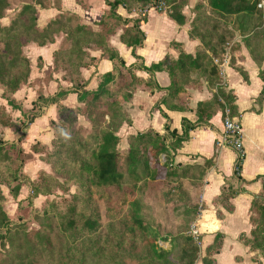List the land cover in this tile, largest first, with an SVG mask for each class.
<instances>
[{"label": "trees", "instance_id": "1", "mask_svg": "<svg viewBox=\"0 0 264 264\" xmlns=\"http://www.w3.org/2000/svg\"><path fill=\"white\" fill-rule=\"evenodd\" d=\"M43 1L24 2L18 15L12 19L9 25L0 24V82L9 84L11 89L15 90L27 79L29 59L21 54L20 45L18 54L16 52V42L22 36L37 46L51 44L55 37L61 36L63 44L61 49L53 52L52 63L55 60H60L63 64L68 65L69 76L65 75L68 79L71 76L80 77L78 80L82 79L74 83L72 91L76 93L79 103L77 107L69 108L60 104V99L66 92L59 91L49 97L50 101L59 107V112L65 116L64 123L60 122V128L54 131L56 146L51 154L53 170L56 173L62 172L67 177V181L77 183L80 188L79 195L73 196L74 201L65 211L67 216L60 218L61 236L68 234L75 243L81 240L84 235L93 232L100 217L97 205L91 207L90 200L96 203L98 199H103L108 204L105 210L107 221L114 222L122 219L123 222L129 223V227L135 228L141 240L146 244L149 251L147 258L135 255L141 262L140 264H152L153 262L164 264L168 259L169 249L159 245L158 241L169 242V239L153 229L152 224L145 216V210L149 207L148 202L153 196L175 191V186L170 181L176 173L177 165L174 167L173 164L181 163L175 161L176 155L182 142L187 140L189 130L193 129L196 123L208 125V119L215 111H220L223 118V108L225 107L230 111L228 117L239 123L235 118L233 95L229 92L231 95H228V99L225 95V100H221V103L218 100L219 95L213 93L209 100L198 102L196 105L197 120L191 123L182 119L181 133L170 129L166 123L164 134L148 130L129 135L125 153L121 154L116 147L120 140L118 134L120 128L129 122L122 105L129 94L123 90L122 80L111 86L115 82V74L120 66H124V62L118 56L117 51L108 45L106 35L113 33L117 26H122L120 40L127 47L132 48V54L135 56L134 48L140 46L144 40L140 23L146 19V10L149 7L158 10L165 9L178 25H183L187 22L183 8L188 5L189 0H104L108 10L102 14L98 23L100 25L98 31L81 24L76 14L54 5L48 6L56 11L54 17L50 18L45 25L39 26L36 6L43 9ZM75 1L84 2V0ZM257 3L258 0H199L193 4L191 8L193 17L187 23L189 24V36L200 42L196 52L194 54L180 52L176 59L165 57L162 61L150 66L140 64V68L147 72L158 70L167 72L170 83L167 87L161 88L166 92L160 100L162 104L172 109L181 108L179 105L170 103L184 90L185 85L194 81L193 72L203 71L208 78L207 85L212 81L214 84L217 83L220 80L219 68L213 62V58H220L226 52V44L235 34L241 36L251 58L259 66L258 77L262 81V86L254 101L257 103L258 98H264V67L261 68V63L264 61V25L263 22L257 25V20H259L257 14L260 15L261 12L264 14V7L258 8ZM7 7L8 1L0 0V19ZM119 7L124 8L127 12H136L137 17L123 18L117 12ZM221 27H225V31H222ZM229 30L232 31V34ZM257 43L261 44L262 54L256 52L257 50L254 48ZM12 46L14 47L13 52H11ZM92 48L100 50V57L106 56L109 60L116 62V66L114 65L112 72L99 76V81L94 89H88L86 85L89 78H83L80 71L81 68L94 65L96 59L90 56L87 51ZM20 64H25L26 68H24V73H20L21 77H18L13 75V72L17 71V66ZM19 78L22 79L19 81ZM69 80L72 85L76 81L74 78ZM217 87L220 88L218 91L222 94L221 87ZM162 114L166 118V115ZM77 116L83 117L89 125V132L86 136H83L76 126ZM0 122L7 124L5 113L1 109ZM11 147H14V143L8 145L5 141L0 140V165L7 162H18L14 171L8 169V172L13 174L12 180L16 181V170L21 169L22 162L18 153L12 155L9 152ZM241 161L242 158L237 157L234 166L235 175L239 173ZM210 163V160H205L203 165H179L181 167L179 175L190 173L189 177H185L186 186L191 187L189 196L181 193L178 197L180 200H184V212L188 215L194 216L200 211L199 194L206 168ZM194 172H197L196 176ZM42 178L58 183L53 175H42ZM17 181L9 188V192L13 196L18 195L20 183L19 180ZM28 182L30 185L29 198L33 199L37 195L47 193L41 186L33 185V181L29 180ZM129 182H131L133 190L131 192L120 191L117 198L110 201L108 190L119 191ZM92 187L96 188L94 193ZM165 201L168 206L167 213L173 216L176 205L170 197H166ZM3 202L4 195L0 189V230L3 229L5 234H9L16 225H13L7 217ZM253 205L254 214L251 217L253 227L249 238L244 240L250 248L260 250V254L264 255V199L260 201L258 198L254 199ZM123 234L126 233H122L120 236H124ZM1 236L0 234V238ZM221 239L222 234L215 233L213 242L206 247L205 252L207 254L216 252ZM186 240L192 241L190 236H185ZM14 243L16 251L19 252L24 248L30 254H35L37 258L47 259L48 264L51 262L53 264H75L72 252L67 250L61 239L55 240L51 233L37 234L33 241L26 245V248L22 247L21 243L16 241ZM191 246L193 245L191 244ZM90 252H92L91 245H82L79 252L82 257L81 261ZM102 253L103 248H100L97 250L96 256L100 257ZM189 253V249H184V254ZM145 261L148 263H144ZM202 263L211 264L212 258L210 256L207 259L203 258ZM11 264L41 263L32 259L18 258L14 259ZM78 264H85V262Z\"/></svg>", "mask_w": 264, "mask_h": 264}, {"label": "crops", "instance_id": "2", "mask_svg": "<svg viewBox=\"0 0 264 264\" xmlns=\"http://www.w3.org/2000/svg\"><path fill=\"white\" fill-rule=\"evenodd\" d=\"M61 8L76 14L81 24L94 31L100 30L98 23L102 14L108 10L104 0H84L81 3L64 0ZM117 12L123 18L137 17L136 12H127L122 7ZM145 13L146 19L140 23L144 40L134 48L135 56L132 48L120 40L122 26H117L113 33L106 35L108 45L117 51L124 62V66H120L115 74V82L111 86L122 80L123 90L129 94L122 103L129 122L120 128V139L121 134H124L125 139L129 135L148 130L164 134L166 123L170 129L181 133L182 119L194 123L197 120V103L209 100L215 92L214 88L207 86V80L200 77L198 81L185 85L184 90L170 103L181 108H168L160 102L166 94L161 88L170 83L167 72H147L140 68V64L150 66L165 57L176 59L180 52L194 54L200 42L189 36L187 22L178 25L165 9L149 7ZM55 14L56 11L51 16ZM241 39L240 35L235 34L228 43L226 52L220 58H213L222 74L224 87L233 95L235 118L240 124L242 161L239 173L234 174L237 152L222 137L223 121L220 111H215L208 119V125L199 122L189 130L188 138L182 142L175 158L176 162L183 165H203L205 160L211 162L206 168L199 194L200 211L196 225L204 253L205 248L213 242L215 233L222 234L220 246L212 253L211 264H264V255L250 248L244 240L249 238L253 227V200L264 199V104L258 106L254 101L262 86L258 77L259 66L251 58ZM47 46H36L35 49L43 54L48 51ZM87 51L96 60L94 65L81 68L80 75L85 79L89 78L86 88L94 89L99 76L112 72L116 62L106 56L100 57L98 49ZM49 64L51 63L44 60L40 73ZM263 66L264 61L261 68ZM67 86H72V83L64 73L53 72L52 78L43 84V90L50 92L54 88L55 93L66 92L61 97L60 104L74 108L79 105L76 93L72 92L74 87ZM39 119L36 118L28 126L26 141L33 138L40 140L41 131L35 125ZM200 264L203 263L200 261Z\"/></svg>", "mask_w": 264, "mask_h": 264}, {"label": "rangeland", "instance_id": "3", "mask_svg": "<svg viewBox=\"0 0 264 264\" xmlns=\"http://www.w3.org/2000/svg\"><path fill=\"white\" fill-rule=\"evenodd\" d=\"M7 1L8 7L4 10L3 16L0 19V24L4 26L9 25L12 19L18 15L24 2H31V0ZM63 1L64 0H44L43 9H39V7L36 6L38 25L43 26L50 18L54 17L51 15H53L55 10L52 9V7L48 8L49 5H54L62 9L61 6ZM196 1L199 0H189L188 5L183 8V12H185L187 17V22L193 17L191 8ZM259 10L262 11L263 9ZM257 17H259L257 25H260L262 22L264 25V14L261 12L260 15L257 14ZM220 29L225 31V27H221ZM233 30H235V28H233ZM229 32L232 34L231 30H229ZM61 39V36L55 37L53 43H48V51L41 54L35 49L37 46L35 43L28 41L24 36L20 39L18 38L16 42V52L18 54L20 45L21 54L25 55L30 62L27 79L15 90H12L9 84L0 82V109L5 113L7 121V124H2L0 122V140L5 141L8 145L14 143V147L9 148V152L12 155L18 153L19 159L22 162L21 169L19 168L16 170V181L12 180L13 174H10L8 169L14 171L18 162H7L0 165V189L4 195L3 208L11 223L16 225L9 234H5V230L3 229L0 230V234L2 235L0 238V264H11L14 259L18 258H27L33 261H40L41 264H48L47 259L37 258L35 254H30L24 248L19 252L14 248V241L21 243L22 247L24 246L26 248V245L31 243L37 234H43L44 232L51 233L55 240H62L67 250L72 252L75 264L80 262H85V264H140L141 262L138 261L135 255L147 258L149 251L146 248V244L141 240L135 228L131 229L129 227V223L123 222L122 219H118L114 222L107 221L105 210L108 204L103 199H98L96 203L90 200L91 207L97 205L98 216L100 217V221L97 223V227L93 232L84 235L81 240L75 243L68 234L61 236L59 229L60 218L62 216H67L65 211L69 204L74 201L73 196L79 195L80 193L78 184L67 181V177L62 172H54L51 164L53 161L51 154L56 146L54 131L60 128V122L64 123L65 116L59 112V107L49 99L51 95L55 94V92H53L54 88L50 92L49 90L44 91L43 84H46L52 78L53 72L64 73V75L69 76L68 65L63 64L60 60H55L54 63H52V59H54L52 57L53 52H56L62 47L63 39ZM232 39L233 37L230 41ZM228 45L229 44H226V47H228ZM12 48L13 50H11V52L14 51L13 46ZM254 48H256V52L261 53L262 47L260 43L255 44ZM92 50L96 49L92 48ZM43 59L51 64L46 65L47 69L45 68L44 71L40 73L43 67L41 65L44 61ZM24 68H26L25 64L18 65L17 71L15 73L13 72V75L21 77L20 73L25 72ZM192 75L194 81H198L200 77H204L206 80L208 79L203 71L200 70L193 72ZM218 76L220 80L217 83L214 84L212 81L209 82L208 85L210 88L215 89L214 94L216 93L219 95L218 100L221 102V100H225V95H227L228 99V95L230 96L231 94L222 83L223 78L220 71ZM73 78L76 79V81L73 82L72 86H67L68 88L73 87L75 82L82 80H78L80 77L75 76H71L69 79L72 80ZM21 79L22 78H19V81ZM217 86L221 87L222 94L219 93L218 90L220 88ZM263 99V97L258 98L257 103L264 104ZM223 113L224 117L222 121H224L225 117L230 116V111L226 107L223 108ZM38 117L40 119L37 120L38 122L36 121L35 125H37V128L41 131L40 140L38 138H33V140L30 139L26 141L27 128ZM76 126L83 136L88 134L89 125L83 117L77 116ZM123 136L124 134H121V139L116 147L117 151L121 154L125 153L128 140V137L124 139ZM180 164L182 165V163ZM180 164H173L174 167L177 165L175 169L176 173L170 180L175 186V191L173 190L169 193L151 197L148 202L149 207L145 210L144 214L152 224L153 229L161 236H166V238L169 239V242L158 241L159 245L165 249H169V256L164 264H200L203 258L207 259V257H211L212 253H204V248L201 247L202 243L198 232L196 235L192 234V228L197 229L198 214L192 216L184 212V200L178 198L181 193L189 196L191 189V187L185 184L187 182L185 177H189L190 173L179 175V171H181ZM42 175H53L58 183L47 178H42ZM194 175L196 176L197 172H194ZM17 180H19L20 183L19 191L17 196H13L9 192V188L15 185L18 182ZM29 180L33 181V185H39L44 188L47 193L37 195L33 197V199L29 198ZM132 190L133 186H131V182L122 186L119 191H116V189H109L110 201L116 199L120 191L131 192ZM95 191L96 188L92 187V192L94 193ZM166 197H170L176 205L174 217L167 213L168 206L165 201ZM197 207H199L198 204ZM255 223L257 224V220ZM122 233H126L122 236L123 240L120 236ZM185 236H190L192 241H185ZM27 240L28 242H26ZM191 244L193 246L195 245V250ZM82 245L92 246V252L86 254L83 261H81L82 257L79 255ZM100 248H103V253L98 257L96 256V252ZM184 249H189L190 253L184 254ZM257 252L261 253L260 250H257ZM144 263L148 262L145 261ZM51 264L53 263L51 262ZM152 264L161 263L153 262Z\"/></svg>", "mask_w": 264, "mask_h": 264}, {"label": "built area", "instance_id": "4", "mask_svg": "<svg viewBox=\"0 0 264 264\" xmlns=\"http://www.w3.org/2000/svg\"><path fill=\"white\" fill-rule=\"evenodd\" d=\"M257 7L263 8L264 0H258ZM222 126H223V131H222L223 140L236 150L238 158H242V142L240 138V124L230 119L227 116L224 118V121L222 122ZM192 234L196 235L197 229L192 228Z\"/></svg>", "mask_w": 264, "mask_h": 264}]
</instances>
